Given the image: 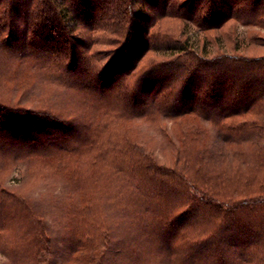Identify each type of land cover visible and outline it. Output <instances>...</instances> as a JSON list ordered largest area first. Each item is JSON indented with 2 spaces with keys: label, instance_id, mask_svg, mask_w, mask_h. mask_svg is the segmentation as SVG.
Segmentation results:
<instances>
[{
  "label": "trees",
  "instance_id": "trees-1",
  "mask_svg": "<svg viewBox=\"0 0 264 264\" xmlns=\"http://www.w3.org/2000/svg\"><path fill=\"white\" fill-rule=\"evenodd\" d=\"M244 11L250 15L243 16ZM166 17L179 18L186 24L191 21L199 30L217 29L234 20L264 31V0H0V53L15 38L14 28L22 25L25 33L20 37L26 44L17 48L22 52L20 58L58 57L64 68L62 77L55 76L58 80L94 93L101 100H113L121 105V116L155 119L158 113L163 118L204 120L213 128V135L210 125L204 128L193 122L194 126L192 123L183 128L184 144L177 149L175 166L158 163L142 143L134 141L109 144L100 151L98 156L111 151L125 157H116L112 164L109 160L110 169L127 173L126 181L117 180L125 186L127 203L143 207L145 215L141 208L126 210L117 227L127 236L115 238L111 229L101 227L99 249L87 255L85 248L93 243L76 236L64 258L68 264H111L112 260L113 264H140L146 255L135 250L136 244L152 249L146 254L154 258L160 247L165 252L160 259H167L168 264H264V176L255 187L241 188L248 192L240 198L222 195L217 185L225 174V165L233 163L231 158L237 172L264 175V54L223 52L208 56L194 53L186 39L179 43L161 35L157 44L153 42L157 32L151 30ZM247 33L235 37L234 49L240 45L264 48V37ZM102 39L116 46L110 49L108 62L96 70L91 66L96 52H90V48ZM151 50L168 52L169 58L152 60L140 68V60ZM167 69L170 75L149 80L154 76L151 74ZM76 70L90 81L72 80ZM174 77L180 79L182 94L168 99ZM66 120L45 109H27L0 100V138L12 132V140L18 147L27 146L28 152L32 147L42 152H62L69 140L79 137L83 151V146L86 149L96 141L82 134L77 123ZM22 136L26 138L21 140ZM95 136L98 146L104 144L100 132ZM230 146L235 147L231 152ZM0 148L5 149L1 144ZM77 148L73 145L68 150L76 152ZM135 189L144 197L135 195ZM10 194L4 188L0 190V210L5 196L12 197L10 203L16 201ZM156 194L172 197L170 203H153L163 200ZM26 206L23 214L32 231L26 243L31 249L16 256L15 262L20 257L17 262L51 264L52 242L46 235V225L39 213L24 203ZM17 210L22 213L19 209L12 213ZM129 226L138 230L135 236ZM154 258L149 255L146 260L155 264Z\"/></svg>",
  "mask_w": 264,
  "mask_h": 264
},
{
  "label": "rangeland",
  "instance_id": "rangeland-1",
  "mask_svg": "<svg viewBox=\"0 0 264 264\" xmlns=\"http://www.w3.org/2000/svg\"><path fill=\"white\" fill-rule=\"evenodd\" d=\"M197 11L199 10L197 9ZM242 14L243 16L250 15L245 11ZM189 23L186 24L179 18L170 17L158 20L151 30L157 32V38L153 42L160 43L158 42L160 35L171 41L178 40L179 43L186 39L187 45L191 46L194 53L204 52L208 56L223 52L244 56L264 54V48L256 45L248 47L240 45L239 49H234L236 36L245 35L248 31V35L264 37L263 30L241 25L234 20H230L217 29L210 30H199L192 25L191 21ZM21 32H24L22 25H17L13 31L15 38L7 44L8 50L0 53V100L7 102L8 105L15 104L35 110L45 109L61 115L70 123H77L76 126L78 129L80 128L82 134H89L96 141L86 149L83 146V151L79 145V137L69 140L68 147L62 152L56 151V149L42 152L37 147H32L28 152L26 151L27 146L18 147L16 145L10 136L13 134L12 132L2 134L0 144L5 149L0 148V190L3 188L8 190L16 201H13L12 204L10 203L12 197L5 196V204L0 210V223L4 224L2 227L0 226V264H29L27 261L17 262L21 259L20 257L15 262L16 256L31 249L26 243L29 236H32V231L24 218L23 213L27 208V206L23 207L24 203L28 204L31 211L39 213L46 225V235L52 242L53 260L51 264H59V262L68 264L69 261L64 258L69 252V245L77 238L76 236H79L78 239L81 241L83 239L87 243H93L85 248L87 255L95 251L96 248L99 249L102 228L111 229L115 238L119 235H128V233L118 232L120 230L117 227L121 225L119 221L125 218L122 215L126 210H130L131 207L141 208L142 215H145L143 207L138 206L135 202L127 203L125 186L121 187L118 182V180L126 181L127 173L124 171L117 173L110 169L109 160L112 164L116 157L123 160L125 157L111 151L103 153L104 156H100L102 154L98 156L99 153L103 152L109 144L121 145V142L125 140L134 141L142 143L146 152L150 153L158 163L175 166L177 163L174 157H176L177 149L183 143L181 141L183 140L182 134L185 132L183 128L193 122L204 128H209L210 125L212 135L213 128H211V123H206L204 120L163 118L158 113H156L155 119L144 116L143 118H131L130 114L121 116L120 113L123 110L120 104L114 103L113 100H101L94 93L68 87L58 80L55 76L61 75L62 77L64 72L62 64L58 63V57L47 55L42 59L43 57L34 58L31 55H23L20 58L19 54L22 52L17 48L26 44L25 39L20 37ZM99 34L100 32H98ZM2 35L0 32V37ZM219 38L222 39L221 42H217ZM115 46V43H105L103 39L92 45L90 52H96V54L92 57L91 66L96 70L101 69L108 62ZM131 48L133 50L135 44ZM103 50L109 51V53H104ZM97 52L99 53L97 54ZM134 53L135 51H133ZM167 53L148 51L138 66L141 68L152 60L167 59L169 58ZM180 70L182 71V69ZM163 74L170 75L171 72L167 69L161 71L160 74L159 72L151 74L154 76L148 78L152 81ZM174 79L168 87V91H171L168 99H174L182 94V89H179L181 88L180 79L178 77H174ZM72 80L79 83L90 81L78 70L75 71ZM91 81L93 82V79ZM175 103H177L176 99ZM98 132L101 133L100 140L104 143L99 146L95 136L96 133L98 136ZM24 138L26 137L22 136L21 140ZM189 140L190 136L187 141ZM73 145L79 148L76 152H69L68 148ZM240 147L242 145L238 148ZM234 148L230 146L228 151L231 152L230 150ZM54 153L58 154L51 155ZM231 159H233V163L225 165V174L222 181L217 182V185L222 195L240 198L243 193L248 192L240 191L241 188L255 187L264 175L256 172L251 174L237 172L233 167L236 162H234V158ZM239 173V177L235 176ZM134 193L144 197L142 192L139 193L136 189ZM156 195L160 199L163 198L160 203L153 201L158 206L170 203L172 198L165 194ZM15 209L21 210L22 213L18 210L16 214L12 213ZM128 222L129 219L125 224L127 225ZM128 228L135 236L138 230L133 231L130 226ZM136 246V251L138 250L143 256L146 255L145 260L140 264H150L151 262L146 259L149 258V255L154 258V255H147L146 251L152 252V249L141 244H136ZM164 253L160 247L157 248V256L154 253L155 264H168L167 259H160ZM110 263L113 264V260ZM124 263H126L125 260ZM117 264H122V262H117Z\"/></svg>",
  "mask_w": 264,
  "mask_h": 264
}]
</instances>
